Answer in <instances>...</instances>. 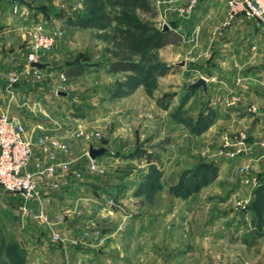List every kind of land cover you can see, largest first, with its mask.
Instances as JSON below:
<instances>
[{"label":"rangeland","instance_id":"1","mask_svg":"<svg viewBox=\"0 0 264 264\" xmlns=\"http://www.w3.org/2000/svg\"><path fill=\"white\" fill-rule=\"evenodd\" d=\"M40 1L49 4L37 6ZM135 1H12L18 2L20 12L12 8L3 19L15 34L7 44L19 55L32 44L31 29L43 24L46 32L55 34L48 52L55 67H104L116 59L117 51L103 36L119 25L96 31L71 27L64 20L86 12L99 17L122 14L129 17L126 29L136 37L139 71L156 66L163 74L151 75L124 94H118L126 80L123 73L112 78L96 69L60 83L57 90L66 96L61 109L80 115L72 117L79 121L72 120L68 160L89 182L73 183L72 188L87 185L93 202L74 200L68 203L77 205L72 214L50 222L40 219L35 208L30 215L21 214L18 206L23 203L0 188V240L5 233L6 239L14 237L19 249L28 248L24 261L16 253L15 264L35 261L36 252L30 248L37 241L51 244V264H264V87L257 84L264 42L254 41L256 23L252 21L249 35L242 39L246 57L218 50L222 48H217L216 39L224 28L218 23L196 26L201 32L187 33L190 43L182 39L179 46L146 49L150 32L160 33L165 25L183 37L186 31L176 32L178 24L183 20L186 30L192 1L196 7L204 0H143L148 11L136 7ZM212 2L226 7L227 19L226 0ZM214 29L216 38L210 33ZM256 46L254 56L249 51ZM16 59L8 57V75L21 70L11 64ZM213 76L218 85L207 93L190 88L200 78ZM36 86L25 78L6 90L9 101L2 111L18 113L30 133L32 121L58 113L44 101L26 98ZM17 89L23 98L16 97ZM79 133L100 138L90 144ZM90 145L110 150L95 160L93 173L86 169ZM34 224L46 229L40 226L38 232ZM246 240L255 245L244 247ZM42 254L39 261H49Z\"/></svg>","mask_w":264,"mask_h":264},{"label":"crops","instance_id":"2","mask_svg":"<svg viewBox=\"0 0 264 264\" xmlns=\"http://www.w3.org/2000/svg\"><path fill=\"white\" fill-rule=\"evenodd\" d=\"M12 1L13 0H0V115L3 111V108L8 104L7 101H9L8 100L9 96H8V93L6 92V84H7L6 74L9 71V67L7 63L8 57L17 55V59L14 61V63L11 62V64L19 69L25 66V63L23 59L20 57V55L16 51H13V49L7 44L9 40H11L15 36V34L9 32V28H7L8 25L6 21L3 19L5 15H7L8 11L9 10L11 11V9L13 8ZM46 4L48 5L49 3H42L40 1L37 6L43 7V6H46ZM218 5L219 4H216V3L214 4L212 0H204L202 3L200 4L198 3L197 6L193 9L192 14L190 15V18H189L190 23L187 24L188 28L186 30L184 29L183 20H181V22L177 26L176 32L180 31L183 34V32L186 31L184 32L186 36L183 35L182 39L183 41L185 40V42L188 41L187 43H190L191 39L189 38V36H187V33L192 35L193 33L195 34L199 32L200 34L201 32V31H198V29H196V26H202V25L210 26V24H214V23L215 24L212 26H215L216 23H218L217 24L218 26L220 27L224 26L223 29H220L222 33L220 34L219 32V36L216 39V41L218 40L217 41L218 43L215 41L217 44L216 45L217 48H222L218 50H228L230 52L229 55L231 57H246L248 53L245 50L244 46L242 45V39L245 38L247 35H249L248 30L249 28L250 29L252 28V21H254L256 23V26L254 27L255 30H253L254 34H252L254 41L258 42L257 40L259 39L260 40L259 42H264V31L262 29L264 25L263 21L259 19L248 18L245 16H239L237 19H235L231 23H227L226 16H224V13L226 12V7H222ZM217 16H224V17L217 18ZM64 21L68 24L67 20H64ZM210 33L211 35H213L214 38H216L218 29L217 30L214 29ZM9 48H11L10 51L8 50ZM256 49H257V46L256 48H253L251 51H249L250 54H254L255 56L257 54L255 51ZM262 51H263V48H262ZM51 58H53V56H51V53H43L41 55L42 63H49L52 65V67L42 71L43 79L38 82L35 81L37 83V86L35 87L33 92L29 91V94L26 96V98H30V100L32 99V100L44 101L47 105H49L50 107H53V109L58 111V113H55L56 115H51L49 118L45 119L47 121L45 120L44 121L41 120V122L32 121L34 122L33 125L29 122L30 125L34 128V130L31 133L29 132V129L27 128L29 136L31 137L33 141V150H34L33 162L40 161L46 164L50 162V159L47 153L44 152L45 150L48 149L51 152H54L58 161H70L68 160L70 149L68 148V151L66 153H63L59 150H54L52 149V145L50 144L49 141H46L43 143L40 142L41 136L49 135L53 139H57L66 144L68 143L71 144L73 142V140L71 139L72 138V131H71L72 124L74 123L77 124V122L79 121V120H76V118L72 119V117H75V116L72 115L71 111H68L66 113L65 110L61 109V107L64 106V100L66 99V96H63L61 94L62 92L57 90L60 83L64 82L61 79L62 74L66 75L67 80L71 79L66 74L69 67H62V68L55 67L54 63L51 62ZM109 68H110V62L106 63L104 67L101 66L95 69L84 68L83 73H86V74H91L93 72L96 73L95 70L97 69L100 73H103V72H105L106 74L108 73L110 77L112 78L113 77L115 78L116 76H120L119 74L109 73ZM10 69L13 70L15 68L12 67ZM258 71L259 73L257 72V80L259 78V80H261V83H259L258 81L257 84L259 85L261 84L260 86L264 87V81H263L264 80V67H262ZM124 76H126V74H124ZM207 80H208V88L210 89L213 84H214L213 85L214 87L218 85V83H216L217 81H216L215 76ZM15 92H16L17 98H23L21 96L22 93L20 92V89H17ZM213 104H214V100H213ZM60 110H62V112ZM14 113L16 112L14 111ZM89 119L90 118H88L87 120ZM22 120L26 121L23 118ZM72 120L74 121V123ZM85 180H84L85 184L86 183L88 184L89 182H86ZM75 185L73 184L69 187L68 186L63 187L60 191L54 190L49 185L43 186L42 193L44 197L45 211H46V215L48 219L50 220V222H51V218H54L57 216L66 217L69 214H72V212H74V210L77 208V205L75 207L72 204L71 206H69L68 203L74 200L78 202H81V201L88 202L90 200V202H93L94 194L92 192H90L91 194L88 193L89 190H87L88 189L87 185H86L87 189H81V187L72 188V186H75ZM14 197L16 199H19L23 203V201L20 198H18L15 195ZM19 206H18L19 212L21 214H25L23 213L22 210H20V208H22L23 205H19ZM91 206H92L91 208H94L93 204ZM29 209H30L29 212H27L28 215H30L31 213H34L33 211L35 210L32 206L29 207ZM40 226L39 225L37 226L34 224L33 229H35L38 232L41 227L43 228V230L46 229L45 226H41V227ZM35 244L36 245L34 247L30 248V250L32 249L36 252V255H34L35 257L32 258L33 260H35V261H32V264H51V244L50 245L45 244V242H41V241H37L35 242ZM243 244H244V247H247L248 245H255L254 242H252L251 240L250 241L246 240V242H243ZM21 248L28 249L27 247H23V246ZM40 250H43V252H40ZM38 252L41 254L43 253L42 255L46 253L47 258H49V261H39L40 257H43V256H39Z\"/></svg>","mask_w":264,"mask_h":264},{"label":"built area","instance_id":"3","mask_svg":"<svg viewBox=\"0 0 264 264\" xmlns=\"http://www.w3.org/2000/svg\"><path fill=\"white\" fill-rule=\"evenodd\" d=\"M59 3L61 0H57ZM228 6L227 23H231L239 16L248 18L264 19V0H226ZM192 1V11L195 8ZM188 11V14H190ZM13 12H20L18 2L13 4ZM72 16V15H69ZM43 24H38L29 32L32 41L28 51L20 55L25 66L13 72L15 75H8L6 90H11L19 84V81L27 78L29 81L38 82L43 79L42 71L32 69L31 64L40 62L41 55L48 53L55 45V34L48 33ZM14 63V61H12ZM24 77V78H23ZM63 81L67 80L65 74L61 75ZM79 138L84 141H97L99 135H86L79 133ZM49 141L52 149L63 153L68 151V145L49 135H42L40 142ZM50 162H33L34 150L33 141L29 136L27 127L21 116L17 113L6 111L0 115V188L6 193L13 194L23 201L20 210L23 213L29 212V207L38 211L39 218H48L45 211L44 197L42 188L44 185L51 186L54 190H61L63 187L71 186L86 178L83 170L73 171L71 162L58 161L54 152L45 150ZM86 169L89 173L96 171L95 161L90 160ZM55 239H58L56 236Z\"/></svg>","mask_w":264,"mask_h":264},{"label":"trees","instance_id":"4","mask_svg":"<svg viewBox=\"0 0 264 264\" xmlns=\"http://www.w3.org/2000/svg\"><path fill=\"white\" fill-rule=\"evenodd\" d=\"M22 1V0H19ZM112 3L123 4L127 3V0H109ZM136 7H141L143 11L149 10V4L147 1L137 0L134 2ZM68 24L71 27L89 28L107 30L112 24L119 25L111 33H106L103 37L106 42L116 48V59L110 62L109 73L111 74H126V80L120 83L119 93H128L133 90L137 85L145 80L150 79L151 75L156 73L163 74L162 71L157 70L156 66H152L142 73L139 71V65L135 61L136 51L135 41L136 37L126 27L130 24V19L126 15L119 16H96L93 12H86L84 14H78L74 17H67ZM182 42V37L173 35L170 31L156 32L151 31L146 41H144V47L146 49H160L169 45L179 46ZM84 66L78 63L69 67L66 72L69 78L80 76L84 72ZM76 118H80V115H75ZM149 178H147V181ZM10 234V233H8ZM4 233L0 240V264H15V255L19 254V261L26 260V252L24 249H19L17 242L12 235L6 239Z\"/></svg>","mask_w":264,"mask_h":264},{"label":"water","instance_id":"5","mask_svg":"<svg viewBox=\"0 0 264 264\" xmlns=\"http://www.w3.org/2000/svg\"><path fill=\"white\" fill-rule=\"evenodd\" d=\"M167 31H169V28L165 25L164 32H167ZM30 66H31L32 69H36V70H39V71H44V70L52 67V65L49 64V63H40V62L32 63ZM182 66H183V63H182ZM190 88L191 89L202 88L203 91L205 93H207L208 80L206 78H200L198 81H196L195 83L191 84ZM61 94L63 96H65L64 93H61ZM109 153H110V150L107 147H105V146L95 147L93 145H90L89 149H88V156H89L90 160H93V161H95L98 158H100V157H102L104 155H107Z\"/></svg>","mask_w":264,"mask_h":264}]
</instances>
